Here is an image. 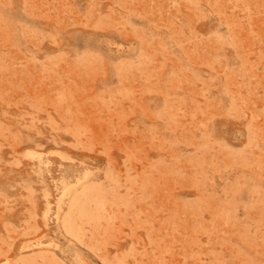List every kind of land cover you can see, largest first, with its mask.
<instances>
[{"label":"rangeland","instance_id":"374dc122","mask_svg":"<svg viewBox=\"0 0 264 264\" xmlns=\"http://www.w3.org/2000/svg\"><path fill=\"white\" fill-rule=\"evenodd\" d=\"M0 264H264V0H0Z\"/></svg>","mask_w":264,"mask_h":264}]
</instances>
